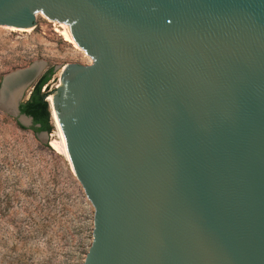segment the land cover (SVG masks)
Masks as SVG:
<instances>
[{"label":"water","instance_id":"water-1","mask_svg":"<svg viewBox=\"0 0 264 264\" xmlns=\"http://www.w3.org/2000/svg\"><path fill=\"white\" fill-rule=\"evenodd\" d=\"M36 12L94 59L51 93L94 210L84 264H264V0H0V26ZM44 66L2 79L20 124Z\"/></svg>","mask_w":264,"mask_h":264},{"label":"rangeland","instance_id":"rangeland-1","mask_svg":"<svg viewBox=\"0 0 264 264\" xmlns=\"http://www.w3.org/2000/svg\"><path fill=\"white\" fill-rule=\"evenodd\" d=\"M42 15L35 13L28 34L0 26V85L4 76L43 62L39 77L53 71L41 90L49 95L63 68L93 65L86 51L64 42L54 32L57 25ZM49 126L45 141L32 130L38 126L20 124L0 109V264H84L92 244L94 210L68 163L49 147L55 135L50 112Z\"/></svg>","mask_w":264,"mask_h":264},{"label":"bare ground","instance_id":"bare-ground-1","mask_svg":"<svg viewBox=\"0 0 264 264\" xmlns=\"http://www.w3.org/2000/svg\"><path fill=\"white\" fill-rule=\"evenodd\" d=\"M42 18H44L46 21H48L50 23H54L52 20H50L46 16L42 15ZM54 24L57 25L54 29V32L56 34H58V36L64 42L71 45L75 50L80 51V47L76 43V41L73 38V35L71 33L72 29L63 23H59V24L54 23ZM4 29L11 32V33H26V34H28V33H31L33 31V27L12 28L9 26H5ZM64 71H65V69L63 68L61 70V78H59V81L55 85V89L59 87V84L62 81V74L64 73ZM54 95L55 94H53V95L49 94L48 97L46 98L47 99L46 101H47L48 107H49V112H50V119H51V122H52V125L54 128V131H55L54 139L49 141V147L56 154L61 155L65 159V161L68 163V165L71 169V172L73 173L69 152H68L67 146L65 144L64 138L62 136V133L60 131V128L58 126L57 119H56V114H55L54 105H53Z\"/></svg>","mask_w":264,"mask_h":264},{"label":"trees","instance_id":"trees-1","mask_svg":"<svg viewBox=\"0 0 264 264\" xmlns=\"http://www.w3.org/2000/svg\"><path fill=\"white\" fill-rule=\"evenodd\" d=\"M52 74V70L46 72L33 87L28 100L19 106L20 114L30 117L33 125L38 126V128H32L36 134H49L51 130L49 126V107L45 100L48 95L41 93V90H44Z\"/></svg>","mask_w":264,"mask_h":264}]
</instances>
